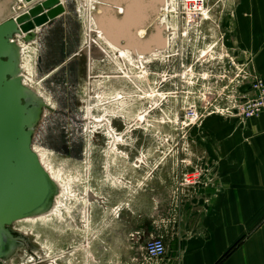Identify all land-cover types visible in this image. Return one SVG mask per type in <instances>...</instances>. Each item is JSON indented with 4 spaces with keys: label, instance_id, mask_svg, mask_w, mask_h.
Segmentation results:
<instances>
[{
    "label": "rangeland",
    "instance_id": "374dc122",
    "mask_svg": "<svg viewBox=\"0 0 264 264\" xmlns=\"http://www.w3.org/2000/svg\"><path fill=\"white\" fill-rule=\"evenodd\" d=\"M63 1L65 12L36 41L18 40L24 82L47 103L33 147L61 191L52 212L14 223L32 247H20L5 264H123L108 233L120 226L128 199L148 177L163 176L165 165L187 162L191 133L199 146L204 120L221 115L219 104L237 88L231 34L237 0H166L141 29L149 47H136L134 37L121 40L128 59L117 57L94 24L104 5L122 14L123 2ZM115 13H107L114 29L121 20ZM191 108L197 122L186 118ZM82 115L88 119H75Z\"/></svg>",
    "mask_w": 264,
    "mask_h": 264
},
{
    "label": "crops",
    "instance_id": "0c3cea01",
    "mask_svg": "<svg viewBox=\"0 0 264 264\" xmlns=\"http://www.w3.org/2000/svg\"><path fill=\"white\" fill-rule=\"evenodd\" d=\"M231 34L239 69L264 78V0H237ZM192 134L187 162L148 177L108 241L123 264H264V112L246 121L208 116L199 146ZM198 166L202 185L183 184ZM151 237L167 247L156 262L145 255Z\"/></svg>",
    "mask_w": 264,
    "mask_h": 264
},
{
    "label": "water",
    "instance_id": "95a60500",
    "mask_svg": "<svg viewBox=\"0 0 264 264\" xmlns=\"http://www.w3.org/2000/svg\"><path fill=\"white\" fill-rule=\"evenodd\" d=\"M121 2L125 4V14L104 5L103 14L94 19L100 20L110 37L120 42L127 39L128 44L129 36L134 37L143 46L145 39L137 37L135 30L147 27L158 9L166 4H160L159 0H114L111 3L119 5ZM20 3L26 9L17 13L14 8ZM109 11L121 17V20L116 19L120 24L117 30L107 23L108 20L113 23L110 18L107 20ZM64 12L61 0H0V264H5L20 247L31 250V240L23 232L12 229L14 223L52 212L61 191L60 184L33 147L35 130L47 103L24 83L23 46L18 40L30 42V34Z\"/></svg>",
    "mask_w": 264,
    "mask_h": 264
},
{
    "label": "built area",
    "instance_id": "2783aa9c",
    "mask_svg": "<svg viewBox=\"0 0 264 264\" xmlns=\"http://www.w3.org/2000/svg\"><path fill=\"white\" fill-rule=\"evenodd\" d=\"M42 1V0H40ZM63 4L65 2L61 0ZM204 1V0H199ZM26 7L21 8L23 11ZM239 71V80L236 84L237 88L233 95L229 96L228 102L223 105L219 104V112L221 115L237 118L240 121H246L264 112V78L252 76L243 69ZM247 86L248 89H243ZM218 110V109H217ZM190 123L200 120V116L196 108H191L186 115ZM204 167H195L193 172L184 174L183 184L197 185L202 183V177L205 175ZM167 247L162 237H151L145 245L146 258L150 261H158L166 256Z\"/></svg>",
    "mask_w": 264,
    "mask_h": 264
},
{
    "label": "bare ground",
    "instance_id": "6f19581e",
    "mask_svg": "<svg viewBox=\"0 0 264 264\" xmlns=\"http://www.w3.org/2000/svg\"><path fill=\"white\" fill-rule=\"evenodd\" d=\"M160 1V4L161 3H164L165 4V1L166 0H159ZM167 2V1H166ZM23 6L22 5H20L19 6V9H21ZM117 8H120V12H122V14H125V11H124V9H122V7L121 6H118ZM119 10V9H118ZM161 11V10H160ZM156 20V19H155ZM94 24H96V26L98 27V30H103V25L100 23V20H98L97 18L96 19H94ZM164 24V23H163ZM143 27H139V29L136 31V36L137 37H143L144 38V35H142V32H146V29H143V30H141ZM163 30H164V28L162 29V27L159 29V36L163 39V40H165V38H164V36H163ZM165 30H166V28H165ZM145 34V33H144ZM102 35H104V33L102 34ZM115 36V35H114ZM106 37V41H107V43L108 44H110V46L112 47V48H114L116 51H118L117 53H116V55H117V57L118 56H120V57H122V58H126V59H128V57L130 56V52H129V47H127V46H125L124 44H122L121 42H120V40H116L115 39V37L114 38H112V37H110L109 35H107V36H105ZM160 41H158V43L160 44V45H165L166 44V41H162L161 39H159ZM136 41V40H135ZM168 41H169V39H168ZM139 42L138 41H136V43H135V46L137 45L138 47L140 46L139 44H138ZM150 41H145L144 43H143V49H145L146 47H149V45H150ZM159 45V46H160ZM91 46V45H90ZM158 46V47H159ZM91 48V47H90ZM103 51V50H102ZM94 52H96V51H94ZM103 52H107V50H104ZM92 53V52H91ZM95 56V55H94ZM97 57L98 58H102V54H100V56H98L97 55ZM90 59H91V57H90ZM24 83H26V82H24ZM119 98H121V96H119L118 98H116V100L117 99H119ZM41 158V157H40ZM41 161H42V163H43V165L45 166V163H44V161H43V159H41ZM48 170V169H47ZM49 171V170H48ZM50 174H51V172H50ZM52 176V175H51ZM53 177V176H52ZM54 179V178H53ZM45 215V214H44ZM44 215H41V216H38V217H34V218H27V219H36V218H41V217H43ZM20 250V249H19Z\"/></svg>",
    "mask_w": 264,
    "mask_h": 264
},
{
    "label": "flooded vegetation",
    "instance_id": "af4514ba",
    "mask_svg": "<svg viewBox=\"0 0 264 264\" xmlns=\"http://www.w3.org/2000/svg\"><path fill=\"white\" fill-rule=\"evenodd\" d=\"M21 1V0H20ZM21 5V3L19 4V5H17V6H15V8H14V10H16L17 11V13H21L22 12V10L21 9H19V6ZM23 8V7H22ZM52 22V21H51ZM51 22L50 23H48V24H46V25H43V26H41V27H39L38 28V30L35 32V33H33V34H30V37H31V41H36L37 39H38V36H39V33H40V31H42L44 28H46V27H48L50 24H51ZM237 62L235 61V65H236V68H239V65H237L236 64ZM28 86V85H27ZM29 87H31V86H29ZM76 120H78V121H83V120H87L88 119V117H87V115H82V116H78V117H76L75 118ZM109 123H110V125H111V121H109Z\"/></svg>",
    "mask_w": 264,
    "mask_h": 264
}]
</instances>
